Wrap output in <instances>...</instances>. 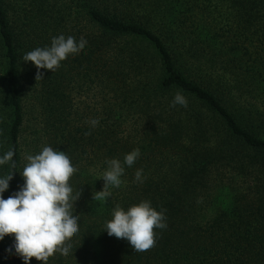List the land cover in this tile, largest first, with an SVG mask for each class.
Returning a JSON list of instances; mask_svg holds the SVG:
<instances>
[{
    "label": "trees",
    "instance_id": "trees-1",
    "mask_svg": "<svg viewBox=\"0 0 264 264\" xmlns=\"http://www.w3.org/2000/svg\"><path fill=\"white\" fill-rule=\"evenodd\" d=\"M61 34L87 44L36 79L23 56ZM177 91L187 107L171 106ZM26 120L36 148L65 151L77 169L79 231L48 264H264V0H0V155L15 153L1 166L14 173L4 198L22 185ZM135 148L120 187L93 198L105 161ZM143 200L168 226L135 252L103 230L117 204ZM13 236L0 264H23L6 251Z\"/></svg>",
    "mask_w": 264,
    "mask_h": 264
},
{
    "label": "clouds",
    "instance_id": "clouds-1",
    "mask_svg": "<svg viewBox=\"0 0 264 264\" xmlns=\"http://www.w3.org/2000/svg\"><path fill=\"white\" fill-rule=\"evenodd\" d=\"M87 41L81 37H65L63 34L52 37L51 45L37 47L23 56V62L31 61L37 68V78H42L40 69L54 72L69 55L79 54ZM187 107V98L177 91L171 101V106ZM88 123L95 126L99 117L91 118ZM14 150L0 155V166L11 164ZM140 156V149L135 148L126 153L123 163L118 158L107 159L106 170L99 177L104 180V187L97 192L95 199H107L110 193L104 188L108 185L120 187L125 165L132 167ZM27 163L22 172L23 184L8 198L4 193L9 189L13 174L0 177V241L5 235L14 234L12 244L6 249L22 259L23 264H31L35 257L41 264H48L49 257L59 252L68 255L71 245L66 244L73 235L78 233L80 219L78 213L73 214V188L69 184L70 177L77 171L70 157L62 150H54L45 146L35 154L25 156ZM143 169L134 173V182L143 183ZM165 211L157 210L151 201L143 200L127 209L117 204L106 221L104 230L109 236L125 239L133 251L145 252L155 246L154 229H166Z\"/></svg>",
    "mask_w": 264,
    "mask_h": 264
},
{
    "label": "rangeland",
    "instance_id": "rangeland-1",
    "mask_svg": "<svg viewBox=\"0 0 264 264\" xmlns=\"http://www.w3.org/2000/svg\"><path fill=\"white\" fill-rule=\"evenodd\" d=\"M76 102H80L81 107H86V106H92L94 105V102L90 100L89 98L85 99V95L82 94L80 95L79 99L76 100ZM34 128L31 124V122H27V120L24 122L22 128H21V135L19 137V150H20V156H21V169L20 172H22L25 164L27 161L25 160V156L28 154L35 155L39 153L44 145H42V140L41 142L37 145L38 148H36V145H34V139L35 135L33 134ZM39 149V150H38ZM0 174H1V166H0ZM20 177L22 179V184H23V177L20 174Z\"/></svg>",
    "mask_w": 264,
    "mask_h": 264
}]
</instances>
